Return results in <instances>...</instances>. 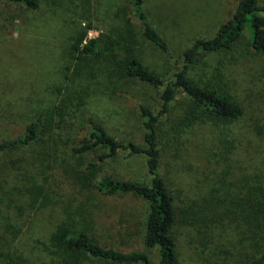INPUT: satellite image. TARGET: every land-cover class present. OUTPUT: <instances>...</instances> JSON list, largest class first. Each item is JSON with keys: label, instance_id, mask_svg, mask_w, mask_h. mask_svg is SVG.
I'll list each match as a JSON object with an SVG mask.
<instances>
[{"label": "rangeland", "instance_id": "1", "mask_svg": "<svg viewBox=\"0 0 264 264\" xmlns=\"http://www.w3.org/2000/svg\"><path fill=\"white\" fill-rule=\"evenodd\" d=\"M37 1L30 10L0 0V143L38 123L33 142L0 156V264H114L59 251V227L155 261L143 243L147 204L96 185L102 176L147 182L145 157L119 152L98 162L102 150L77 155L72 148L90 121L141 145L140 107L157 110L160 91L126 77L121 63L135 58L172 78L184 50L213 35L240 0H145L171 57L143 37L131 0ZM83 32L99 39L97 54L73 48ZM108 40L112 48L104 49ZM188 78L228 94L240 112L191 118L192 100L178 89L157 124L160 173L177 212V264H245L264 252V52L244 32L230 49L202 53Z\"/></svg>", "mask_w": 264, "mask_h": 264}, {"label": "trees", "instance_id": "2", "mask_svg": "<svg viewBox=\"0 0 264 264\" xmlns=\"http://www.w3.org/2000/svg\"><path fill=\"white\" fill-rule=\"evenodd\" d=\"M21 4L30 10H36L37 0H5ZM145 0H131L133 14L139 21L143 37L152 42L162 53L171 57L164 38L149 23L143 9ZM244 32L249 33L250 46L256 52H264V2L258 0H240L233 15L223 22L210 37L197 38L182 53L180 68L170 79H163L147 70L137 59L127 58L121 63L126 77L138 80L159 89L160 107L151 110L140 107L144 118L142 144L121 142L110 136L104 127L95 121L89 122V129L84 138L72 148L74 154L80 155L95 150H102L98 162L115 158L119 152H126L129 157L143 155L146 160L147 182L122 181L109 176H102L97 181V189L107 196H131L147 204V218L143 243L149 250L156 251L153 261L145 252L123 253L101 247L83 232H70L65 227L56 231L55 241L62 252L83 253L90 258L114 264H177L176 243L172 229L177 212L174 196L160 173L161 151L157 134V124L170 112L177 90L186 94L193 103L189 112L191 118L196 113L206 110L219 117L239 114V108L230 96L219 90L198 86L188 78V73L202 53L230 49ZM86 32L80 33L73 48L80 54L93 55L101 46L96 39H86ZM110 40L102 44L104 49L112 48ZM109 48V49H110ZM111 51V50H110ZM37 122H31L23 135L0 143V156L10 150L28 146L37 137ZM255 208V206L253 207ZM257 213L256 210L253 212ZM264 217V212L261 214ZM245 264H264V252Z\"/></svg>", "mask_w": 264, "mask_h": 264}]
</instances>
